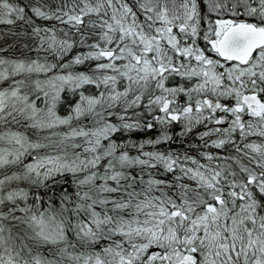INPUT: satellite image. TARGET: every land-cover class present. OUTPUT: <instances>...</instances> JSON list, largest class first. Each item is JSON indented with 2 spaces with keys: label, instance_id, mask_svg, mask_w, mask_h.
Here are the masks:
<instances>
[{
  "label": "snow or ice",
  "instance_id": "obj_1",
  "mask_svg": "<svg viewBox=\"0 0 264 264\" xmlns=\"http://www.w3.org/2000/svg\"><path fill=\"white\" fill-rule=\"evenodd\" d=\"M52 20L75 29L79 45L89 51L59 63L77 40L69 31L60 29L63 36L58 37L55 28L36 23ZM18 22L20 32L10 28L0 34V83L10 81L0 89V128L22 124L49 134L32 140L11 128L0 131V144L7 145L0 147V170L20 169L0 178V264H264V145L245 144L259 154L258 160L249 157L255 168L238 159L239 171L232 165L213 168L187 153L183 160L196 167H185L179 154L143 150L145 143L172 141L166 130L139 145L112 140L116 133L155 127L142 122L139 112L132 123L119 114V124L107 122L104 115L119 102L125 113L138 108L148 93L143 107L155 106L164 114L155 117L156 123L187 121L178 135L203 121L225 123L215 116L219 111L231 118L229 127L205 131L201 140L220 132L230 137L237 130L242 139L264 137V0H181L179 5L176 0H0V25ZM9 37L20 39L8 44ZM29 37L34 47L25 42ZM92 37L95 42L87 43ZM200 39L215 58L199 46ZM27 52L37 58L3 55ZM41 52L57 63L41 59ZM73 65L87 71L48 76L57 67L63 71ZM33 73L47 77L34 82L35 91L43 93L44 108L30 99L31 89L23 90L25 79H14ZM170 76L198 82L169 88L165 82ZM121 80L127 81L122 92L117 91ZM153 83L159 95L152 91ZM88 85L98 95L81 92L66 117L57 115L65 88L75 93ZM193 92L211 93L216 100L196 99L193 115ZM129 93L138 94L128 100ZM181 93L189 97V106L171 107ZM220 98H233L235 104L226 106ZM86 115L98 118L92 128L71 126ZM245 115L252 119L245 122ZM62 126L69 131H53ZM77 138L86 145L82 152L76 151L82 147ZM225 143L215 140L211 146ZM129 148L139 154L131 156ZM136 167V175L126 171ZM158 167L174 175L179 169L181 175L173 182L151 173L143 179L144 169ZM185 177L193 183H183ZM13 183L17 187L9 188Z\"/></svg>",
  "mask_w": 264,
  "mask_h": 264
},
{
  "label": "trees",
  "instance_id": "obj_2",
  "mask_svg": "<svg viewBox=\"0 0 264 264\" xmlns=\"http://www.w3.org/2000/svg\"><path fill=\"white\" fill-rule=\"evenodd\" d=\"M12 2L23 4V3H27V0H12ZM176 3L177 5H179V3H181V0H176ZM171 6H172L171 3H169V7ZM53 7H55V5H53ZM87 19L88 18H85L86 21ZM92 19H95V17L93 16ZM36 23L40 24L43 27L55 28L56 34L58 37L63 36V33L60 32V29H64V31H69L73 35V38L77 40V44L72 50V52H70L67 56H65L63 60L60 61L59 63H68L74 55L89 51L87 47H81L79 45L78 43L79 36L75 33V29L70 28L69 25L60 24L59 21H55V20L36 21ZM20 24L21 22H18L16 26L0 25V34L6 33L10 28H14L16 32H20L22 30L20 27ZM206 27H207L206 24L201 25L202 29ZM87 30L91 31V29H87ZM28 31L30 32V29H28ZM81 31H85V29L82 27ZM174 31H177V30L174 29ZM18 39L20 38L9 37L7 43L12 44L14 41ZM96 39H97L96 37H92L91 39L87 41V43L90 44L92 42H95ZM25 42L29 45H32L33 47L35 46L33 40L30 37L26 38ZM198 44L203 50L206 51L207 55L215 58L213 53L207 52V48L202 39L198 40ZM19 46L20 45L17 43V47ZM3 55L8 56L9 58H20V59H36L37 58V53L35 52H27L25 56H20L19 53H16V55L14 56H10L9 53H4ZM39 56L41 59L47 56L49 63H57L54 57L47 52H41L39 53ZM100 62L106 63L107 61L102 60ZM90 63L94 67L96 62L92 61ZM117 63L119 64L122 62L118 61ZM192 64H195V61H192ZM80 71H87V68L84 65H73L69 69H64L63 71H61V69L57 67L56 69H54L53 73H48V76H51L54 73L68 74L69 72L76 73ZM107 74L113 75L114 73L109 71ZM41 77L43 78L41 79ZM46 78L47 77L44 74L37 75L33 73L29 76H17L14 79H17V80L25 79L28 87L23 90L28 91L29 89H31L30 99L36 100L37 105L41 108H44L45 103H44L43 93L35 91L34 82L36 80L43 81V79L45 80ZM197 82L198 80L195 77L189 80L187 78H181L179 76H170L168 80L165 82V85L166 87H169V88H173V87H186L187 88V87L194 86ZM9 83L10 81L0 83V89L7 88ZM126 84H127V81L121 80V82L117 85V91H121V92L124 91V87ZM100 90L101 91L104 90L103 86L101 87ZM152 91L154 92L155 95L160 94V91L158 89H155L154 83L152 86ZM81 92H83L84 95L86 96L98 95V90L95 88V86H91V85L84 86L83 88L78 89L75 93L69 92L67 88H65V90L61 92L60 94L61 99L56 107L57 115L61 117L67 116L69 112L71 111V107L74 106V104L79 101V94ZM136 94L138 93H129V96L127 99L128 100L134 99ZM37 96H39L40 99L37 100L36 99ZM191 96H192L191 107H193V115L196 114L195 113V100L196 99L208 98V99H212L213 101L216 100V97L212 96L211 93H202L198 95L197 93L193 92ZM175 99H176V104L172 105L171 107L182 108L185 106H189V97L187 95L181 93V94H178ZM148 100H149V94L145 93V95L142 97L140 101L141 106L138 108H134V109L130 108L128 112L125 113L123 111V103L119 102L114 108L108 110V112L113 113V115L109 116L108 112L104 113L107 122L119 124L120 121L118 120L117 114L124 115L128 119V122L132 123V122H135V119H136L134 113L139 112L140 113L139 118L141 119L142 122L151 121L155 125V127L151 130L147 128H142L140 130L127 132V133H124V132L116 133L112 137V140L114 142L125 143V144L131 142V143H136L137 145H139L140 143H144L145 141L157 139L160 136L161 130H166L169 135L173 136L172 141L161 142L158 145H151V144L145 143V147L143 150L150 151V152L158 151V152L165 153V154H168V153H173L174 155L179 154L181 158V163L184 164L185 167H192V168L196 167V165H193L191 161L183 160L184 154L187 153L189 156L196 159L199 162V164L210 166L213 168L220 167V166L227 167L228 165H232L234 170L239 171V168L235 164V160L237 159L240 161L241 164L248 166V167L255 168V164L252 162V160L249 159V157H252L253 160H258L260 158L259 154L254 153L250 149L246 148L245 144L255 143L256 145H264V137H260L258 135H251V136H247V138L245 139H242L240 137L239 130H237L236 132L232 133L230 137L223 134V132H220V133H212L209 136L204 137L203 140H201L200 135H202L205 131L214 130L216 128L225 129L229 127L231 118L227 114L219 112V111H217L215 116L217 118L224 117L226 120L225 123L217 125L215 124L214 121L212 122L203 121L202 123L195 125L192 132L184 134V135H178L184 132V124L187 123V121H183L182 119L181 122H172L169 125H160L159 123H156L155 117L163 116L164 114L159 112L155 106H153L151 109L143 107V105L148 104ZM220 102L226 106L235 104V101L233 98H220ZM204 115L205 116L209 115L207 110L204 111ZM95 119H98V118H94L92 115H86L84 117H81L79 120L74 119L71 122V126L76 127V128H79V127L92 128L94 126ZM250 119L252 118L247 115L243 116V120L245 122H247ZM7 128H11V130L13 131L22 132L25 135L29 136L30 139L32 140H37L49 134L48 131H37L34 129H27L22 124L21 125H16V124L5 125L4 128H0V131H3ZM53 131L67 132L69 131V127L62 126L60 128L54 129ZM220 139H224L226 141V143L223 146L219 148L211 146L213 141L220 140ZM75 142L81 144L82 146L81 148L76 149V151L82 152L83 147L86 146L84 144V140L82 138H77ZM103 143L107 144L108 142L104 141ZM0 147H7V145L0 144ZM237 148H239V151H237ZM127 150L131 156H136L139 154L137 149L129 148ZM245 153H247V155H245ZM205 154L211 155L213 159L209 161L208 159L205 158ZM28 162H31L30 157L27 160H25V163H28ZM19 170L20 169L16 166H9V168L5 170H0V178H2V175L4 172H6L8 175H11L12 172L19 171ZM201 170L203 171V169ZM100 171L102 173L103 168H101ZM126 171H130L133 175H136L138 172H140V168L136 167L132 169H126ZM149 173H151L153 178L167 180L169 182H173L175 180V175H181V173L179 172V169H176L175 175L172 173H164L163 168L161 167H158V169H144L143 179L145 181L149 179ZM137 179L139 180V177H137ZM182 182L188 183V184L193 183L192 181H189L187 177H185ZM97 183H99V181ZM19 186L26 187V185H24L23 183H21ZM15 187H17L15 183L9 186V188H15ZM137 187L139 188V185ZM9 188H5L4 192H7ZM155 194L159 195L158 192ZM169 194H171V192ZM111 195L115 196L116 194H111ZM31 202L32 201L29 200V203ZM58 206L59 205L57 203V207ZM0 208H2V206H0ZM17 215H20V214L17 213ZM80 250L84 251V249H80Z\"/></svg>",
  "mask_w": 264,
  "mask_h": 264
},
{
  "label": "rangeland",
  "instance_id": "obj_3",
  "mask_svg": "<svg viewBox=\"0 0 264 264\" xmlns=\"http://www.w3.org/2000/svg\"><path fill=\"white\" fill-rule=\"evenodd\" d=\"M43 77H41V79H42ZM19 80V79H18ZM43 81H44V79H43ZM66 117V116H65Z\"/></svg>",
  "mask_w": 264,
  "mask_h": 264
}]
</instances>
